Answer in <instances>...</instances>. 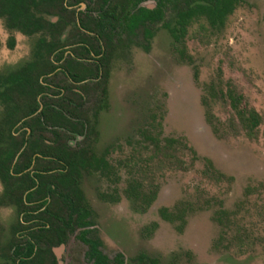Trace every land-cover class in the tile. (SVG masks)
<instances>
[{
    "label": "rangeland",
    "instance_id": "374dc122",
    "mask_svg": "<svg viewBox=\"0 0 264 264\" xmlns=\"http://www.w3.org/2000/svg\"><path fill=\"white\" fill-rule=\"evenodd\" d=\"M179 2L166 0L165 20ZM84 3L81 10L86 5L97 10V5ZM141 5L155 8L156 3ZM63 34L67 41L76 40L72 25ZM37 37L8 30L0 19V75L31 59ZM9 38L13 49L7 46ZM135 42L146 44L140 35ZM135 42L112 57L105 83L107 108L98 113L90 137L94 155L106 150L104 157L116 175L105 179L82 172L78 182L101 252L109 260L121 254L126 264L139 254L159 264H264V0H240L219 29L204 20L193 22L183 40L191 63L160 25L153 28L147 52ZM218 80L223 90L231 82L257 113L259 124L252 132L240 126L221 100L211 106L216 131L205 121L201 100ZM63 81L61 76L54 79L56 84ZM96 92L89 88L81 110L89 117ZM149 138L156 139L159 149H153ZM79 145L81 138L71 143ZM206 160L220 178L205 175ZM131 180L155 194L148 206L125 197ZM161 208H183L182 221H163ZM15 223V209L0 206V264H13L7 243ZM80 232L72 226L64 231L62 244L49 247L54 264H92Z\"/></svg>",
    "mask_w": 264,
    "mask_h": 264
},
{
    "label": "trees",
    "instance_id": "16d2710c",
    "mask_svg": "<svg viewBox=\"0 0 264 264\" xmlns=\"http://www.w3.org/2000/svg\"><path fill=\"white\" fill-rule=\"evenodd\" d=\"M85 1L97 5V10L87 6V13L79 12L76 16L74 10H68L66 0H0V19L6 29L27 37L38 36L31 59L0 75V206H11L16 211L12 239L7 243L13 264H54L49 247L62 244L64 231L72 226L88 228L79 234V239L87 246L89 262L126 264L121 254L109 260L101 252V241L95 237L88 220L91 211L84 204L78 186L82 172L97 173L105 179L116 175L104 157L107 151L96 157L90 142L97 115L107 108L105 83L109 61L119 48L124 51L134 43L138 35L146 44H135L147 52L153 28L160 25L181 46L179 53L183 59L191 63L183 43L190 25L204 20L211 29H219L240 3V0H181L173 6L172 18L165 20L166 0H154L155 8L141 5L149 0L76 3ZM69 25L77 31L74 44H80L77 47L84 51L83 57L92 61L82 62L77 55L66 54L69 43L63 33ZM7 46L13 49V38H9ZM58 74L66 78L62 84L54 82ZM197 74L194 68L195 80ZM91 85L100 92H96L97 101L89 117L81 110L88 94L85 90ZM225 87L220 88L219 80L207 87V95L201 100L205 121L215 132L211 106L221 100L240 126L252 132L259 124L257 113L231 82ZM79 138L81 146L73 148L71 143ZM149 140L154 150L159 149L155 138ZM168 143L170 146L172 141ZM205 162V175L220 178L212 163ZM143 188L140 181L131 180L124 195L138 205L148 206L155 194L145 193ZM184 213L183 208L159 210L160 218L171 224L181 222ZM37 230L42 235L36 234ZM43 243L48 247L42 246ZM128 264H159V261L139 254Z\"/></svg>",
    "mask_w": 264,
    "mask_h": 264
},
{
    "label": "flooded vegetation",
    "instance_id": "af4514ba",
    "mask_svg": "<svg viewBox=\"0 0 264 264\" xmlns=\"http://www.w3.org/2000/svg\"><path fill=\"white\" fill-rule=\"evenodd\" d=\"M68 1H70L71 3H73V4H68L67 3V5H68V9L69 10H74V6L76 5L78 8L76 9V10H74L75 11V15L77 16L78 15V13L80 12V13H87L88 11H87V5L85 6V8L83 9V10H81V7L82 6H84V2H79V3H76V1L77 0H68ZM86 2V1H85ZM88 2V1H87ZM76 20H77V18H76ZM81 32L82 33H86V34H88V32L87 31H85V30H83V29H81ZM75 33H77V31L75 30ZM77 38V35H76V37L74 38V39H76ZM76 40H70V41H68V43H69V45L68 46H66V49H67V52H66V54H68V53H72V55H77V58H80V60L82 61V62H84V61H86V62H90V61H92V60H90L88 57H83V55H84V51L83 50H80V48L79 47H77L78 45H80V44H74V43H76L75 42ZM77 48V49H76ZM85 48L86 49H89V46L88 45H86L85 44ZM91 56L92 57H94V54L93 53H91ZM82 58V59H81ZM84 58V59H83ZM94 59H96V58H94ZM113 59V58H112ZM112 59L109 61V65L107 66V72L109 73V67H110V64H111V61H112ZM61 76V78L64 80V79H66L62 74H58L57 76H56V78H58V77H60ZM90 87H93L94 88V86L93 85H91V86H88L87 88H86V90H85V92H88V90H89V88ZM95 89V88H94ZM86 97H87V94H86ZM86 100V99H85ZM100 112V111H99ZM98 116V115H97ZM59 224H60V226L61 227H64V224L62 223V222H60V221H57ZM47 227V226H46ZM81 229V232L82 231H84V230H86V229H88V228H80ZM80 232V233H81ZM79 233V234H80Z\"/></svg>",
    "mask_w": 264,
    "mask_h": 264
}]
</instances>
